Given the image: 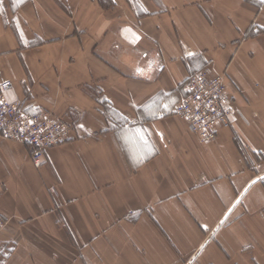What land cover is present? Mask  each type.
Segmentation results:
<instances>
[{"label": "crops", "instance_id": "1", "mask_svg": "<svg viewBox=\"0 0 264 264\" xmlns=\"http://www.w3.org/2000/svg\"><path fill=\"white\" fill-rule=\"evenodd\" d=\"M207 67L209 143L175 114ZM3 80L73 128L40 168L0 138V264H264V0H0Z\"/></svg>", "mask_w": 264, "mask_h": 264}, {"label": "built area", "instance_id": "2", "mask_svg": "<svg viewBox=\"0 0 264 264\" xmlns=\"http://www.w3.org/2000/svg\"><path fill=\"white\" fill-rule=\"evenodd\" d=\"M11 80L0 82V138L16 140L30 147L35 167L44 163L46 151L70 139L73 126L51 110L26 112L19 102H12L7 93ZM235 107L230 97L226 74L211 67L193 73L187 82V94L175 108V114L185 120L189 129L205 142L217 139L220 126H230ZM8 220L0 214V233Z\"/></svg>", "mask_w": 264, "mask_h": 264}, {"label": "snow or ice", "instance_id": "3", "mask_svg": "<svg viewBox=\"0 0 264 264\" xmlns=\"http://www.w3.org/2000/svg\"><path fill=\"white\" fill-rule=\"evenodd\" d=\"M189 55H191V53ZM138 71H142V70L138 69ZM135 134L140 140H143L145 143H147L146 136L142 129H136Z\"/></svg>", "mask_w": 264, "mask_h": 264}, {"label": "trees", "instance_id": "4", "mask_svg": "<svg viewBox=\"0 0 264 264\" xmlns=\"http://www.w3.org/2000/svg\"><path fill=\"white\" fill-rule=\"evenodd\" d=\"M98 99L105 104V100L102 97H99Z\"/></svg>", "mask_w": 264, "mask_h": 264}]
</instances>
